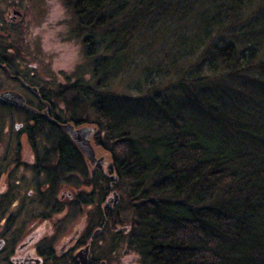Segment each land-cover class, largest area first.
I'll return each instance as SVG.
<instances>
[{"label": "trees", "instance_id": "16d2710c", "mask_svg": "<svg viewBox=\"0 0 264 264\" xmlns=\"http://www.w3.org/2000/svg\"><path fill=\"white\" fill-rule=\"evenodd\" d=\"M64 4L94 87L61 93L95 116L82 122L110 155L129 207L114 222L128 223L142 264H264V0ZM153 67L179 73L176 95L130 112L108 104L124 74L130 90L155 92Z\"/></svg>", "mask_w": 264, "mask_h": 264}, {"label": "flooded vegetation", "instance_id": "af4514ba", "mask_svg": "<svg viewBox=\"0 0 264 264\" xmlns=\"http://www.w3.org/2000/svg\"><path fill=\"white\" fill-rule=\"evenodd\" d=\"M17 13L6 23L16 24ZM18 54L12 45L0 46V96L17 93L28 107L0 98V264H80L86 247L87 264H94L95 241L115 223L119 203L110 201L115 193L121 201L111 165L83 155L61 126L79 130L87 123L74 113L66 118L60 107L66 94L57 98L36 86ZM95 134L92 129L90 142L99 159ZM61 223H76L73 235ZM82 228L85 238L78 241Z\"/></svg>", "mask_w": 264, "mask_h": 264}, {"label": "rangeland", "instance_id": "374dc122", "mask_svg": "<svg viewBox=\"0 0 264 264\" xmlns=\"http://www.w3.org/2000/svg\"><path fill=\"white\" fill-rule=\"evenodd\" d=\"M14 10L19 13L15 14L17 23L7 24L8 15L14 17ZM74 26L75 18L66 8L64 0H0V46H14L19 52L18 57L24 60L23 69L31 71L34 74L35 85L49 93L61 96L64 87L71 85L73 87L77 82L94 87L92 62L86 58L81 40L73 32ZM193 71L198 73L199 70L193 68ZM124 76L125 74L123 78L116 80L105 95L111 100L108 104L117 103L116 105L121 106V110L126 112H130L132 104L147 105L152 97L156 99L176 95L175 83L180 78L179 73L170 68H165V72L163 69L160 73L153 67L149 80L155 82V92L143 90V93H138L127 88L128 82L133 81L134 77L131 79ZM240 83L242 82H238L235 86L238 87ZM7 86L4 84L2 88L5 89ZM73 95L75 97L76 94ZM60 107L66 118H69L73 112L80 120L95 118L88 105L82 100L76 102L68 93L62 98ZM74 109L77 111L75 112ZM87 125L88 128L97 131L94 124ZM94 146L98 156L103 157L108 164L109 153L102 146L95 144ZM118 189L121 201L118 200L114 204L119 203L118 213L125 221L129 214L128 199L123 188L118 186ZM75 224L61 223V229L73 235L72 227ZM127 226L128 223L121 225L110 223V227L98 236L90 256L94 264H103V262L104 264H142L141 256L129 243V237L126 235L129 232ZM82 231L78 241L85 238V228H82Z\"/></svg>", "mask_w": 264, "mask_h": 264}, {"label": "water", "instance_id": "95a60500", "mask_svg": "<svg viewBox=\"0 0 264 264\" xmlns=\"http://www.w3.org/2000/svg\"><path fill=\"white\" fill-rule=\"evenodd\" d=\"M0 98L3 101L13 102L14 104H16L19 107L28 108L25 105L24 99L19 94H17V93L6 92V93H3L0 96ZM61 128L65 132H67L68 134H70V136L72 137V139L75 141L76 145L82 151L83 155L92 164H95V163H97L99 165H103L104 164L103 158L97 159L95 157L94 148L92 147L91 142H90V136L92 134V129H90L88 127H84L82 129H79V130H74V128L71 125H64V126H61ZM118 200H119V196H118L117 193H115L114 196H113V198L111 199L110 203L111 204L117 203ZM87 253H88V247H86L85 249H83L78 254V258H79V263L80 264H87V261H88L87 260Z\"/></svg>", "mask_w": 264, "mask_h": 264}]
</instances>
